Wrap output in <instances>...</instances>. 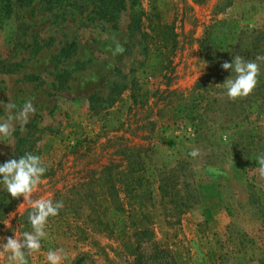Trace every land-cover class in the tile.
Masks as SVG:
<instances>
[{"label": "rangeland", "instance_id": "rangeland-1", "mask_svg": "<svg viewBox=\"0 0 264 264\" xmlns=\"http://www.w3.org/2000/svg\"><path fill=\"white\" fill-rule=\"evenodd\" d=\"M125 1L117 23L98 22L87 3L50 11L36 2L0 29V63L22 65L14 74L0 72V100L10 99L16 110L31 100L36 109L24 131L16 125L11 141L0 137V162L16 159V133L39 138L33 154L47 171L33 198L53 200L87 171L119 162L122 144L108 141L124 137L128 146L142 147L145 181L158 200L164 179L190 195L191 208L178 218L166 217L177 215L175 208L156 204L153 210L158 216L149 228L155 243L175 253L171 264H264V179L253 171L258 165L248 164L249 155L264 153V62H258L253 93L232 101L216 87L231 70L214 71L202 50L209 28L233 19L243 31L236 56L254 60L248 50L264 55V0H232L230 6L225 0ZM73 42L76 53L61 58ZM64 72L70 79L59 90L56 77ZM93 95L114 103L91 110ZM6 115L0 106V119ZM193 148L202 157H190ZM5 203L10 211L0 218V238L31 231L21 219L27 208L10 216L23 197L12 198L0 184V206ZM52 225L58 229L62 222L56 218ZM65 231L51 241L52 250L67 253L63 264L85 253L94 264H129L118 241L96 232L78 240ZM48 251L42 245L28 264H48ZM8 255L0 248V264H8Z\"/></svg>", "mask_w": 264, "mask_h": 264}, {"label": "trees", "instance_id": "trees-1", "mask_svg": "<svg viewBox=\"0 0 264 264\" xmlns=\"http://www.w3.org/2000/svg\"><path fill=\"white\" fill-rule=\"evenodd\" d=\"M225 1L227 6L232 3V0ZM36 2L46 6L50 11L67 7L85 8L83 3H87L92 7L94 18L104 24L119 22L127 10L125 0H83V3H80L81 0H0V29H3L15 15ZM242 32L239 23L233 19L217 22L209 28L202 41V50L214 71H220L223 62H232L233 57L236 56V46L241 41ZM76 50L75 42L67 44L61 50L60 57L69 59ZM253 51L248 50L247 55L255 59L256 55ZM20 67H22L20 63H0V72L14 74ZM30 79L37 80L38 77L32 76ZM69 79L68 72L58 75L56 77L59 83L58 89H64ZM202 84L205 85V82ZM87 101L91 110H98L104 106L109 108L114 103L111 97L107 99L98 95L90 96ZM31 127L38 128L35 124L30 125ZM39 141V138L16 133V159L25 153L33 154ZM124 141V137L108 141L113 144L118 142L125 144L124 147L119 145L120 149L115 153L121 157L119 162L111 161L101 169L89 170L81 181L56 191L53 202L63 201L64 206L57 216L48 219L45 228L48 237L41 241L44 248L52 250V237L63 229L77 233L78 240L85 241L89 232H96L108 239L118 241L120 256L129 264L172 263L174 252L154 242L155 232L149 227L158 215H154L153 210L156 204L175 208L179 210V213L177 215L168 213L166 217L168 221L178 218L191 208L190 195H183L176 183L164 179L160 181L161 196L158 200L150 188V182L145 181L147 166L143 161L142 147H130ZM255 160V155L251 157L249 155L248 164L258 165ZM8 208L10 207H7L6 203L1 204V219L10 211ZM149 208L152 211H149ZM30 211L31 209H28L21 218L29 227H31L28 220ZM56 218L62 222V226L58 229L52 225ZM70 219H73V223ZM73 264H94V262L91 256L85 253L80 254Z\"/></svg>", "mask_w": 264, "mask_h": 264}, {"label": "clouds", "instance_id": "clouds-1", "mask_svg": "<svg viewBox=\"0 0 264 264\" xmlns=\"http://www.w3.org/2000/svg\"><path fill=\"white\" fill-rule=\"evenodd\" d=\"M258 62H264V55H257L254 60H246L237 55L233 57L231 63L223 62L221 68L225 71L231 70L232 75L216 87H223L226 90L227 98L232 101L248 97L258 84L260 75V63ZM0 106L7 113L5 118L0 119V137L11 141L16 125H19L20 130L24 131L25 125L35 114L36 109L31 100H26L19 110H16L17 105L10 99L7 103L0 100ZM202 155L199 148H193L189 153V156L194 160ZM255 161H257L258 167L253 171L264 179V153L257 156ZM46 171L47 168L43 165L41 157L32 153H25L18 159H9L0 163V177H2L0 184H3L4 189L12 198L23 197V203L18 206L17 212L10 216L14 217L22 209H31L28 215L31 231H24L19 238L16 235L0 238L6 241L0 244V248L9 254L7 256L8 264H28L27 257L38 252L42 247L41 241L48 237L45 228L49 217L57 216L64 206L63 201L53 202L50 198H33ZM66 259L67 253L62 248L49 250L46 255L48 264H63Z\"/></svg>", "mask_w": 264, "mask_h": 264}]
</instances>
